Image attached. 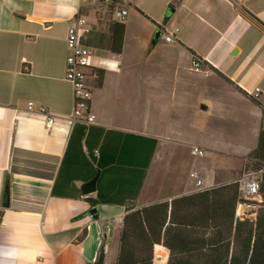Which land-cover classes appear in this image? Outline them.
Returning <instances> with one entry per match:
<instances>
[{
	"label": "crops",
	"instance_id": "crops-1",
	"mask_svg": "<svg viewBox=\"0 0 264 264\" xmlns=\"http://www.w3.org/2000/svg\"><path fill=\"white\" fill-rule=\"evenodd\" d=\"M75 16L85 18L92 50L94 119L83 153L124 135L156 142L137 208L237 181L264 129V0H129L119 54L108 48L116 21L99 1L0 0V264H94L101 244L114 264L125 207L90 206L96 193L83 195L82 182L52 195L74 126L65 68ZM41 108L54 117L50 130Z\"/></svg>",
	"mask_w": 264,
	"mask_h": 264
},
{
	"label": "trees",
	"instance_id": "trees-1",
	"mask_svg": "<svg viewBox=\"0 0 264 264\" xmlns=\"http://www.w3.org/2000/svg\"><path fill=\"white\" fill-rule=\"evenodd\" d=\"M123 35L124 25L114 22L108 44L110 52L120 53ZM92 73L99 86L101 73ZM87 130L90 132L92 127L74 124L52 195L67 197L74 182L87 183L99 173L96 196L86 198V202L90 206L125 207L116 264H152L156 245L169 251L167 264H264V209L259 211L254 225L234 221L237 181L137 208L136 199L156 142L124 135L123 141L113 148L100 145L93 151L88 146L85 155L82 141L88 136ZM140 141L148 146H141ZM71 152L78 153L80 159L68 158ZM247 158L264 164V129ZM260 193L264 195V176ZM200 229H210L209 236ZM106 254L107 248L101 244L94 264H105Z\"/></svg>",
	"mask_w": 264,
	"mask_h": 264
},
{
	"label": "built area",
	"instance_id": "built-area-1",
	"mask_svg": "<svg viewBox=\"0 0 264 264\" xmlns=\"http://www.w3.org/2000/svg\"><path fill=\"white\" fill-rule=\"evenodd\" d=\"M86 1V0H84ZM109 7L113 19L116 22H122L127 15L129 0H96ZM88 26L84 17L75 16L70 22L67 37V56L65 68V80L71 85L73 95V113L71 121L73 124L80 123L90 125L93 123V115L90 112V103L92 98L91 87L88 84V71L92 69V50L89 46L83 43V37L87 32ZM172 35H166L165 42H171ZM192 69L200 70V62L193 60ZM260 95L259 89H255L252 98L257 99ZM28 109H32V103H28ZM40 112L45 116V128L50 130L54 125V117L46 113L45 109L41 108ZM262 128H264V119H262ZM193 155L202 156L203 151L194 148L191 152ZM194 176V175H192ZM261 173L248 172L244 173L238 180V201L234 211L235 222L254 223L260 210L264 209V195L260 193ZM195 184L198 188L201 186V181L196 180ZM99 248V247H98ZM161 247L154 246V260L165 261V256L158 253ZM164 249V248H163Z\"/></svg>",
	"mask_w": 264,
	"mask_h": 264
},
{
	"label": "rangeland",
	"instance_id": "rangeland-1",
	"mask_svg": "<svg viewBox=\"0 0 264 264\" xmlns=\"http://www.w3.org/2000/svg\"><path fill=\"white\" fill-rule=\"evenodd\" d=\"M262 119H264V117H262ZM248 172H258V173H261L262 176H264V164H259V163L256 164V162L253 161V160H247V163L245 164V169H244L243 173H248ZM261 180H262V178H261ZM250 224L254 225V223H250ZM121 228H122V224H121ZM121 228H120V232H121ZM210 231H211L210 229H207V230L200 229L201 233L206 232L205 233L206 236H209ZM120 232H119V236H118V241L116 240V243L114 242V246L116 247V252H117V253H115V257H114V264H116L117 257H118ZM160 246H162V245H160ZM158 253H163L162 249H158ZM169 256H170V254H169V251H168L167 259L164 262L163 261L160 262V260H154V247H153V250H152V264H167L168 260H169ZM111 262H113V260Z\"/></svg>",
	"mask_w": 264,
	"mask_h": 264
},
{
	"label": "water",
	"instance_id": "water-1",
	"mask_svg": "<svg viewBox=\"0 0 264 264\" xmlns=\"http://www.w3.org/2000/svg\"><path fill=\"white\" fill-rule=\"evenodd\" d=\"M159 36H160V32H156L154 37H153V40H152V45L156 43ZM97 178H98V175H96L91 181L84 183L81 186V192L83 195H91V194L95 193V191H96L95 184H96ZM2 205L4 208H6L8 206V185H6L5 189H4ZM88 213L93 219H95L97 217V211L95 208H91L88 211Z\"/></svg>",
	"mask_w": 264,
	"mask_h": 264
}]
</instances>
